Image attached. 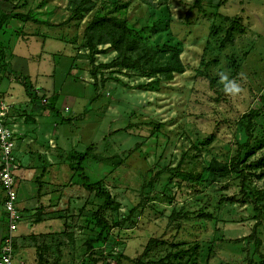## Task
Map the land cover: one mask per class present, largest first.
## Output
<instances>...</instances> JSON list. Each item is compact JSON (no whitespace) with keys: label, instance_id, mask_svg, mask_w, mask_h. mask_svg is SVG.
Here are the masks:
<instances>
[{"label":"rangeland","instance_id":"obj_1","mask_svg":"<svg viewBox=\"0 0 264 264\" xmlns=\"http://www.w3.org/2000/svg\"><path fill=\"white\" fill-rule=\"evenodd\" d=\"M92 1L79 18L67 0H0V99L26 196L13 264H155L185 250L184 264L195 246L199 264H264V0H169L168 28L149 37L177 43L185 71L148 89L128 70L92 78L84 28L96 13L141 27L160 2ZM230 18L242 29L220 46ZM98 50L96 64L117 56ZM221 74L242 94L227 95ZM213 159L239 170L217 180ZM71 164L118 209L101 207ZM3 201L0 187V240ZM151 238L160 243L144 254Z\"/></svg>","mask_w":264,"mask_h":264},{"label":"trees","instance_id":"obj_2","mask_svg":"<svg viewBox=\"0 0 264 264\" xmlns=\"http://www.w3.org/2000/svg\"><path fill=\"white\" fill-rule=\"evenodd\" d=\"M141 1L151 6L155 5L153 3L154 0ZM158 1L160 2L158 18L153 19L151 22L147 19L146 24L141 27H135L130 24L126 17H117L112 14L96 13L91 18L87 26L84 28L83 47L88 51L86 58L89 59V62L92 65V78L96 79L98 70L101 68L128 70L133 71L142 77L148 78V81L145 84L138 86L140 89H148L154 85H158L162 81L172 80L174 74L183 73L185 71V66L180 58V47L177 43L167 41L156 42L149 37V32H154L160 28H168L169 0ZM202 1L203 0H195L193 6L201 7ZM67 2L72 15L79 18H83L84 14L89 13L95 7L92 0H67ZM163 16L166 19L165 21L162 19ZM241 29L242 25L234 18H230V24L227 27L222 26L217 29L224 32V35L220 38V46H223L225 43H232L234 41L235 32L240 31ZM100 45H108V48L114 50L117 56L108 63L96 64L95 55L104 52V50H98V46ZM23 85L26 93L30 97L34 96V93L30 91L29 84L24 82ZM88 150L85 153H74L71 155V159L77 160V163L81 164L87 156ZM259 161L264 164V157ZM71 167L80 171L79 175L83 180V186L86 189L95 191V194L98 197L103 198L101 207L110 208L112 210L118 209V204L111 198L109 192L102 188L99 182H90L88 176L83 173V167L81 165H78L77 167L76 165L71 164ZM208 170L211 171L218 180L223 176L229 175L233 171L239 170V165L234 161L231 163H221L213 159L208 165ZM256 195L263 198L264 188L263 190L258 191ZM229 200H232V197L229 198ZM252 236L254 237V231L252 232ZM159 243L160 242L155 238L149 239L143 253H149L152 248ZM195 248L198 247L195 246L193 249L194 251L192 250L191 254L188 252L189 256L187 258L189 260L192 258L191 261L184 264H190V262H193V264H199L197 261L198 252H196ZM186 254L187 252L185 250L170 252L163 259L155 262V264H177V260Z\"/></svg>","mask_w":264,"mask_h":264},{"label":"built area","instance_id":"obj_3","mask_svg":"<svg viewBox=\"0 0 264 264\" xmlns=\"http://www.w3.org/2000/svg\"><path fill=\"white\" fill-rule=\"evenodd\" d=\"M9 109V105L0 99V187L4 193L3 209L6 214V232L0 240V264H13L14 232L22 220V212L17 205L13 136L6 125Z\"/></svg>","mask_w":264,"mask_h":264},{"label":"clouds","instance_id":"obj_4","mask_svg":"<svg viewBox=\"0 0 264 264\" xmlns=\"http://www.w3.org/2000/svg\"><path fill=\"white\" fill-rule=\"evenodd\" d=\"M221 80L226 82L224 91L227 95L238 96L244 91L239 83L235 80H229L227 75L221 74Z\"/></svg>","mask_w":264,"mask_h":264},{"label":"crops","instance_id":"obj_5","mask_svg":"<svg viewBox=\"0 0 264 264\" xmlns=\"http://www.w3.org/2000/svg\"><path fill=\"white\" fill-rule=\"evenodd\" d=\"M27 184H29V182L27 183ZM29 186H30V184H29ZM20 191L21 190H19V187H17V193H18V200H17V205H18V203H19V200H20V194L24 197V198H26V196H25V192L23 191V193H20ZM30 200L28 199V202H29ZM30 202H32V201H30ZM21 210V209H20ZM6 220V219H5Z\"/></svg>","mask_w":264,"mask_h":264}]
</instances>
